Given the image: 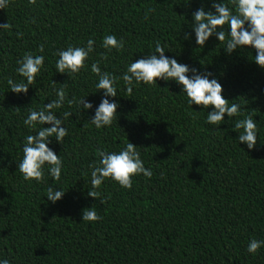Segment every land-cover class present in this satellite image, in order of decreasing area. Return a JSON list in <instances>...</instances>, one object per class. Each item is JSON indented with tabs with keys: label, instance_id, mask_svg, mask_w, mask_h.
Wrapping results in <instances>:
<instances>
[{
	"label": "trees",
	"instance_id": "trees-1",
	"mask_svg": "<svg viewBox=\"0 0 264 264\" xmlns=\"http://www.w3.org/2000/svg\"><path fill=\"white\" fill-rule=\"evenodd\" d=\"M178 2L10 0L0 8V23L10 25L0 29V258L12 264H264V247L246 251L250 238L264 239V69L251 60L255 50L248 46L228 55L214 37L202 48L177 40L187 12ZM200 2L193 0L191 8ZM204 2L207 10L210 0ZM110 33L124 38L123 49L100 46ZM89 37L95 44L87 64L98 61L101 71L117 77L157 40L172 50L166 55L208 68L233 99L229 103H240L257 120L256 145L249 150L238 144L234 120L209 125L206 110L186 104L174 82L141 83L129 93L118 80L112 125L95 129L87 120L91 109L80 116L75 104L65 103L56 111L76 114L65 122L62 144L53 139L50 145L64 162L59 180H24L16 160L23 136L31 133L23 119L28 108L55 98L50 81L63 83L69 97L89 92L85 99L99 102L90 68L70 78L54 72L56 49ZM25 52L44 55L45 67L27 94H17L7 79H20L14 70ZM127 139L151 167V177H133L130 188L106 179L100 196H88L96 149L117 150ZM49 183L65 190L55 203L43 196ZM89 206L99 221L81 220Z\"/></svg>",
	"mask_w": 264,
	"mask_h": 264
},
{
	"label": "clouds",
	"instance_id": "clouds-1",
	"mask_svg": "<svg viewBox=\"0 0 264 264\" xmlns=\"http://www.w3.org/2000/svg\"><path fill=\"white\" fill-rule=\"evenodd\" d=\"M10 0H0V8H5ZM34 3V0H29ZM193 0H179V4L187 8L185 13L186 28L180 26L176 34L179 41H189L202 48L210 37H214L218 43H222L225 54L230 55L234 50L244 49L246 46L255 50L253 60L256 65L264 69V0H210V6L205 8L204 0L194 10L191 8ZM190 14L191 20L186 16ZM8 22L0 23V29H7ZM95 41L89 37L83 44H68L66 47L58 48L54 52L56 56L55 71L67 74V78L74 77L86 67L95 74V91H99L100 99L95 106L91 100L85 99L86 94L72 95L69 97L65 85L60 83L57 87L56 81L51 80L52 92L55 98H51L42 107L28 108L23 124L31 134L24 135L20 145L21 155L16 160L17 169L24 180H32L40 183L45 176L51 180H59L64 162L60 153L50 147L55 142L62 144L68 128L66 120L76 112L66 110L57 112L65 103L69 108L75 104L80 116L82 110H92V115L87 119L95 129L107 128L117 118L119 101L114 99L118 94V80H122L125 90L131 92L132 88L141 83L152 85L157 80L174 82L179 86L180 92L185 97L189 106L199 105L205 109L207 114L205 121L214 127L224 123H230L231 127L238 133L235 137L240 145L243 142L251 150L257 143L259 133L257 120L253 114L245 115L243 105L231 102L224 94L222 83L211 70L197 67L196 64L180 62L175 56L166 55L167 44L162 45L157 40L154 46H150L147 53L132 59L125 66V70L119 77L108 71H101L98 61L90 65L87 61L94 51ZM101 47L107 51L124 48V38L119 39L115 34H106L101 38ZM45 45H38V53H43ZM45 56L25 52L16 60L15 74L20 77L13 80L7 79L8 89L14 93L27 94L30 85L39 77V73L45 67ZM211 106V107H209ZM225 114L228 119L225 120ZM242 117V118H240ZM96 153L98 161L89 164V176L91 188H88V196L97 198L100 193L97 189L106 179L117 182L123 188L132 186V179L137 175L151 177V167H145L136 145L127 139L119 149L108 150L98 147ZM65 190L58 184L49 183L46 193L43 195L51 203L61 199ZM103 203V197L100 200ZM100 214L95 206L82 209V221H99ZM264 247V239L252 237L249 239L246 251L255 254L257 250ZM0 264H12L6 258H0Z\"/></svg>",
	"mask_w": 264,
	"mask_h": 264
}]
</instances>
